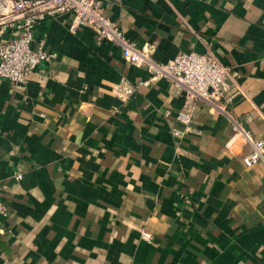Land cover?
<instances>
[{"label": "crops", "instance_id": "0c3cea01", "mask_svg": "<svg viewBox=\"0 0 264 264\" xmlns=\"http://www.w3.org/2000/svg\"><path fill=\"white\" fill-rule=\"evenodd\" d=\"M102 7L128 40L155 44L153 60L212 52L227 92L145 84V64L71 31L72 15L40 21L53 57L22 83L0 78V264H264V156L242 162L243 132L264 144V0Z\"/></svg>", "mask_w": 264, "mask_h": 264}, {"label": "built area", "instance_id": "2783aa9c", "mask_svg": "<svg viewBox=\"0 0 264 264\" xmlns=\"http://www.w3.org/2000/svg\"><path fill=\"white\" fill-rule=\"evenodd\" d=\"M63 14L72 15L71 31L78 26L88 27L94 32L97 43L110 42L120 48L127 62L135 66L145 64L148 72L145 84L164 77L182 88L186 98L193 100H214L227 92L228 69L212 52L182 51L166 62L153 60L155 44L139 46L128 40L121 28L104 15L102 0H0V78L12 84L22 83L41 61L53 57V53L45 50L43 40L35 39L34 30L45 18ZM133 91L134 88L124 82L116 87L119 98H127ZM177 118L188 124L190 113L178 112ZM243 135L250 149L242 162L249 166L263 158L264 144L262 140H253L248 132ZM6 212L7 203L0 187V215ZM141 235L146 240L151 238L147 232Z\"/></svg>", "mask_w": 264, "mask_h": 264}, {"label": "water", "instance_id": "95a60500", "mask_svg": "<svg viewBox=\"0 0 264 264\" xmlns=\"http://www.w3.org/2000/svg\"><path fill=\"white\" fill-rule=\"evenodd\" d=\"M199 51V50H198Z\"/></svg>", "mask_w": 264, "mask_h": 264}]
</instances>
